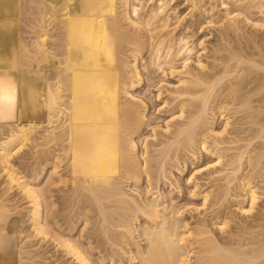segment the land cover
<instances>
[{"label":"bare ground","instance_id":"bare-ground-1","mask_svg":"<svg viewBox=\"0 0 264 264\" xmlns=\"http://www.w3.org/2000/svg\"><path fill=\"white\" fill-rule=\"evenodd\" d=\"M189 1L192 2L190 7L195 8L192 11L210 14V20H207L210 26L212 22L228 25L222 38L230 31L241 32V24L245 22L254 29L264 27V0H221L224 13L218 22L214 20L217 5L212 6L209 1V8L204 0ZM148 3L154 4L147 7ZM169 3L167 0H0V174L3 175L0 264H51L46 260L48 257L36 259L39 257L34 252L36 245L32 249L31 244L28 247L24 244L28 237L18 227V217L12 215L17 208V205L13 208L15 204L12 205L13 199L9 198L14 188L27 200L32 235L43 241L51 240L76 264H105L106 258L111 264H264V213L250 215L249 212L247 219L241 222L237 221L241 218L236 220L237 213L234 214L236 218H232L227 211L229 218L223 208L218 211L222 205L226 207L234 202L231 195V201L226 199L228 204L224 198L232 190L230 184L234 181H240L244 195L250 200L249 211L258 200L254 189L258 186L254 185L252 175L254 171H257L255 174L264 172L263 52H258L260 58L257 56L259 59L256 60L233 51L228 52L230 55H219L214 47L213 52L217 51L218 55L211 57L218 63H205L198 52L194 64L192 53L197 46L194 47L195 41L191 43L192 37L187 31L193 26L189 23L191 27L187 24L176 30L181 19L172 15ZM230 3L237 8L233 9ZM245 11L253 12L257 18H250ZM175 18L177 22H174ZM27 31L32 34V42L24 35ZM148 52V61L144 62L143 55ZM178 57L181 65L176 68L174 61ZM231 62L234 65L246 63V69L242 71L246 74L255 72V67H260L261 72L256 70L258 75L252 74V81H249L250 75H239V66L235 67ZM167 64L171 66V74L178 71L175 74H179L180 83L171 88L172 92L164 102L172 104L173 110L178 109L180 120H176L174 128L168 126L165 129L168 134L163 133L165 135L160 138L163 140L156 137L159 142L157 140L155 145L163 147L161 153L142 158L138 144L150 116L148 118L145 99L133 91L145 81L148 88L153 86L156 75L152 77L151 72L165 73ZM234 67L238 72L233 70ZM245 78L252 84L247 92L244 91L245 84L249 83ZM220 84L222 86L217 88ZM254 91H259L258 96L262 93L261 96L253 95ZM215 94L220 96L215 97ZM157 97L160 98V92ZM220 100L227 101V105ZM233 101L234 106L237 105L233 106L235 114H244L240 117L244 121L230 120L229 117L235 115L231 108L229 114L232 115L228 114L227 122L215 126L218 114L225 117ZM221 103L223 105L219 107ZM187 107L190 109L185 114ZM9 120L12 125L7 126L5 123ZM227 132L233 133L232 136L221 137L223 141L218 142V137ZM247 133V138L241 136ZM209 137L215 143L211 144L216 145L213 149L207 145ZM241 141L246 142L239 144ZM253 141L259 142V146H254L255 153L253 150L254 154L248 156L253 172L246 174L242 162L246 159L245 154L251 152L248 148L252 147ZM226 142L244 148L236 156L229 157L232 161L226 158L230 168L224 164L227 168L216 172L220 175L216 174L215 180L224 181L216 182L213 192H219L217 188L223 189H220L221 199L224 198L226 203L217 202L220 207L216 206L218 210L213 211L215 215L212 214L211 219L201 216L193 227H189L182 216L183 209L174 198H169L170 193L162 192L161 184L159 186L162 178L167 177L166 165L173 158H180L181 155L175 153L178 150L187 149L197 154L206 148L216 154L213 151L218 150L217 146ZM173 149L175 154L172 156ZM28 150L36 151L30 169L33 174L28 170L31 176L23 174L15 162L17 158L25 159ZM239 171L245 174L239 175ZM132 185L136 195H133L134 190L128 191L131 188L128 186ZM59 190L65 193L62 203L73 216L70 217H76L78 222L83 220L86 226L93 225L98 232L101 238L96 244L98 247H93L90 242L85 246L78 240L81 238H75L79 236L72 235L76 228V222H71L73 219L66 229L58 225L59 220L54 215L58 206L54 192ZM215 193L203 196L207 200ZM239 195L236 200L242 198ZM238 205V210L246 215L248 210ZM209 206L212 207L210 203ZM258 221L262 222V232L247 237L259 226ZM214 229L219 230L218 236ZM30 239L27 240L30 242ZM101 247H105V254L102 253L104 255L101 254L98 261L94 260L93 251Z\"/></svg>","mask_w":264,"mask_h":264},{"label":"rangeland","instance_id":"rangeland-1","mask_svg":"<svg viewBox=\"0 0 264 264\" xmlns=\"http://www.w3.org/2000/svg\"><path fill=\"white\" fill-rule=\"evenodd\" d=\"M149 2H150V0H148ZM168 2H170L169 3V6H168V9H170V10H173V11H171V13H172V15L173 16H180L179 18H178V20L179 19H181V21H179V23L180 24H178L177 26H178V29L176 28V30H181V29H183L184 27H186L187 26V24H188V26L191 24V26H193V27H191V26H189V27H191V30H187L188 31V34L190 35V37H192V38H190V40H192L191 41V43H193V41H195V44H194V47H196V49L194 48V53H192V57L194 58V59H192V57H191V59H192V62L194 63L195 62V60L197 59L196 58V55L198 56V52L200 53V55H201V60L202 61H204L205 63L207 62V63H212L213 61H216V62H213V63H218L217 62V60L216 59H212L214 56L213 55H218V54H216L217 53V51H216V53L215 52H213V51H215V50H218V53H219V55L221 54V55H230V53H228V52H230V51H233L234 52V54H241V55H250V56H247V57H251V58H255L256 60L257 59H259L260 57L258 56V55H260L259 53H260V51L261 52H263V55H264V27H263V29L262 28H260L259 27V29H258V27L257 28H255L254 29V27H252V25H250L249 23H247V22H245V23H242L241 24V26L242 27H240V30H241V32H232V31H230V35L228 34V36H226V38H222L221 36L223 35L222 33H226V31L228 30V25L226 26H224V24H220V23H216V24H213V23H215V22H212L211 24V26L209 25V23L207 22V20L209 21L210 19V14L209 13H207L206 14V12H205V14H204V12L202 13L201 11H199V10H196V11H192V9H194L195 10V8H191L190 6H192V2L191 1H189V0H167ZM211 3H210V2ZM214 1V2H213ZM154 2H155V0H154ZM207 3V7H209V3L212 5V6H216L217 5V7H215V10H216V15L214 16V20L216 21V22H218V20H221V16L223 15V13H224V10H223V8H222V6L220 5L221 4V0H204L203 1V3ZM213 2V3H212ZM154 3H148V5H147V7L148 6H152ZM213 4H215V5H213ZM231 4V3H230ZM231 7H232V4L230 5ZM210 8V7H209ZM220 8V9H219ZM222 8V9H221ZM233 8V7H232ZM234 8L236 9L237 7L236 6H234ZM233 8V9H234ZM176 9V10H175ZM252 11H254V9L252 10ZM251 11V12H252ZM218 12V13H217ZM223 12V13H222ZM250 12L248 11V12H244V14H246V15H248L249 17L251 16H254L252 13H250ZM203 16H202V15ZM252 14V15H251ZM219 16V17H218ZM256 16H259V14L257 15L256 14ZM264 16V15H263ZM182 17H183V19H182ZM208 17V18H207ZM250 17V18H251ZM255 17V16H254ZM254 17H252V18H254ZM217 18V19H216ZM255 18H257V17H255ZM176 18L174 19V22H177L178 21ZM206 20V21H205ZM202 21H204V22H202ZM182 22V23H181ZM190 23V24H189ZM200 23V24H199ZM205 23V24H204ZM199 24V25H198ZM205 25V27H203L204 25ZM209 26H208V25ZM186 25V26H185ZM207 25V26H206ZM249 26V27H248ZM188 27V28H189ZM201 27H203V28H201ZM227 28V29H226ZM193 29V30H192ZM223 29V30H222ZM239 30V31H240ZM247 30V31H246ZM254 33V34H253ZM237 34V35H236ZM241 34V35H240ZM244 34V35H243ZM25 37L27 38V41H29V42H32L33 41V39H32V34H29L28 33V31H27V33L25 32ZM219 35V36H218ZM240 37V38H239ZM230 38V39H229ZM234 38V39H233ZM245 38V39H244ZM221 39V40H220ZM254 39V40H253ZM263 39V40H262ZM203 40H205V42L204 43H202L203 42ZM220 40V41H219ZM199 42H201V44L199 43ZM220 42V43H219ZM198 44H200V45H198ZM227 44V45H226ZM240 45V46H239ZM206 46V47H205ZM224 46H226V47H224ZM246 46V47H245ZM207 49V50H203V49H205V48ZM217 48V49H215V50H213V48ZM220 47V48H219ZM241 47V48H240ZM255 47V48H254ZM229 48V49H228ZM232 48V49H231ZM251 48V49H250ZM210 49H212V51L210 50ZM211 51L212 53H209V51ZM220 50V51H219ZM203 51H205V52H207V56L206 55H204V54H206L205 52H203ZM197 52V53H196ZM236 52V53H235ZM259 52V53H258ZM204 53V54H203ZM210 55H209V54ZM225 53V54H224ZM256 53V54H255ZM212 54V55H211ZM233 54V53H232ZM199 55V56H200ZM209 55V56H208ZM256 55V57H253V56H255ZM262 55V54H261ZM144 56V57H143ZM142 57L145 59L144 60V62H147L148 61V57H149V52L148 53H146L145 55H143ZM148 56V57H147ZM211 56H213V57H211ZM209 57V58H208ZM179 58V57H178ZM178 58H176V60L174 61V67H176V68H178V66L180 67V65H181V60H180V58L178 59ZM207 60V61H206ZM212 61V62H211ZM192 63V64H193ZM234 63H236V61L234 62ZM195 64V63H194ZM231 64H233L232 62H231ZM234 65V64H233ZM232 65V66H233ZM245 65L247 66V64L245 63H243L242 65H240V64H235L234 66L235 67H237V66H239V70L236 68L235 69V67H234V71L235 70H238V71H240L239 72V75H240V73H245V72H242V71H245V69H246V67H245ZM245 68H244V67ZM171 68V66L169 65L168 66V64L167 65H165V73L163 72H157V71H155V74H154V70H153V72H151V73H153V76L152 77H154L155 75V77H154V84H153V86H151L150 88H148V86H147V81H145V83H143V85H141V87H137V89H135V91H133L134 92V94L135 95H137L138 97H141V99L142 100H144L146 103H147V106H148V108H146L147 106L145 105L146 103H144V105H145V109H147V113H148V118H149V116H150V118H149V125H147V127H145L144 128V131H143V134H142V136H141V142H139V144H138V150L140 151V153H141V156L143 155L144 157H142V158H146V157H148V156H152V155H159V153H161L160 151L162 150V145L161 146H156L155 144L157 143V140L159 139L160 140V138H162L165 134H163V133H167V131L165 130V129H167V127L169 126V127H171L172 126V128H174L175 126L174 125H176L177 123H176V120H180V113H179V111H178V109H175L174 108V110H173V108H171V107H173V105L171 104V105H168V103H166L165 104V102H164V100L166 101V98L168 99V97L170 96V93L172 92L171 90L173 89V87H178L179 86V80H180V76H179V74H175V71L176 70H174V73H172L171 74V72H170V68ZM173 67V68H174ZM243 67V68H242ZM233 68V67H232ZM240 68L242 69V70H240ZM260 67H255L254 68V71L255 72H253V73H251V74H248L249 72H247V74L245 73V75L247 76V75H250V76H248V77H250V79H249V81H252L251 79L253 78V76H252V74H257L258 75V73H257V71L256 70H258ZM152 69H154V68H152ZM181 69V68H180ZM179 69V70H180ZM244 69V70H243ZM142 70H143V68H142ZM178 70V69H177ZM247 70H248V68H247ZM169 71V72H168ZM233 71V72H234ZM238 71H235V72H238ZM249 71V70H248ZM259 72H261V70L259 69L258 70ZM143 72H147V71H145V70H143ZM178 71H176V73H177ZM234 72V73H235ZM233 73V74H234ZM166 76H165V75ZM238 74V73H237ZM164 75V76H163ZM245 75H243V77L245 76ZM245 76V77H246ZM144 77L146 78V75H144ZM162 77V78H161ZM165 77V78H164ZM248 77H246V78H248ZM252 77V78H251ZM156 78H158V79H156ZM245 78V80L247 81L248 79H246ZM161 79V80H160ZM164 80V81H163ZM158 81H162L161 83L160 82H158ZM249 81H247L248 83H249V85L248 84H245V85H247L243 90L245 91V92H247L248 91V87L250 88V87H252V84H251V82H249ZM251 84V85H250ZM155 85V86H154ZM158 85V86H157ZM222 85L220 84L219 86H217V88H219V87H221ZM152 88V89H151ZM166 88V89H165ZM172 88V89H171ZM251 89V88H250ZM247 90V91H246ZM166 91V92H165ZM150 92V93H149ZM159 92H160V98H158L157 97V95L159 94ZM161 92H163V93H161ZM170 92V93H169ZM257 92H259V91H257ZM257 92L256 91H254L253 92V95H256V97H259V96H261V94L262 93H260V95L258 96V94H257ZM263 92H264V90H263ZM156 93V94H155ZM252 93V92H251ZM217 94H220L221 95V92H219L218 91V93ZM217 94H215L214 96L215 97H218V96H220V95H218L217 96ZM148 97H151V98H148ZM213 97V96H212ZM224 99V98H223ZM227 99V98H226ZM220 101H224L225 103H224V105H227V101H228V99H227V101H225V100H220ZM216 103H219L218 101H215ZM214 102V103H215ZM235 101H233V102H230V106H232V107H229V109H230V111H226V113H225V117H222L221 115H219L218 114V118H217V120H215L216 122H215V126H222V124H224L225 122H227V118H228V116L229 115H232V114H229V113H231L232 111L234 112L233 113V115L235 114V108L233 109V106L235 105V103H234ZM232 103V104H231ZM220 105H221V107H222V105H223V103H221V104H219V107H220ZM228 105V106H229ZM237 106V105H236ZM236 106H234V107H236ZM231 108H232V111H231ZM187 109H190V107L188 108H186V113L185 114H188V110ZM228 109V110H229ZM180 114V115H179ZM229 114V115H228ZM238 114H241V115H238ZM235 116H236V118H235ZM153 117V118H152ZM239 117V118H238ZM240 117L242 118V117H244V114H242V113H236L235 115H234V118H232V116H230L229 117V119L231 118L232 119V121L235 119L236 121H241L242 119H240ZM152 118V119H151ZM175 118V119H174ZM230 119V120H231ZM169 120V121H168ZM171 120V121H170ZM174 122H173V121ZM226 120V121H225ZM244 120H242V122H243ZM171 122V123H170ZM12 123V120H9L7 123H5L7 126H9V125H12L11 124ZM170 123V124H169ZM176 123V124H175ZM219 124V125H218ZM221 124V125H220ZM4 125V124H3ZM153 125V126H152ZM231 127V126H230ZM245 127H247V125L245 126ZM153 129H154V131H153ZM222 129V127L220 128V130ZM231 130V129H230ZM6 131H7V129H6ZM6 131H4L5 133H6V135H7V132ZM160 131V132H159ZM232 132H233V130H231ZM155 132V133H154ZM228 133V134H227ZM227 133H223V134H221L218 138L220 139H216L218 142L219 141H223V138H228L229 136H232V134L233 133H230L229 134V132H227ZM168 134V133H167ZM166 134V135H167ZM227 134V135H226ZM6 135H4L3 137H5ZM154 135V136H153ZM163 135V136H162ZM158 136V137H157ZM225 136V137H224ZM226 136H228V137H226ZM241 136H245V137H243V138H247L246 136H248V133L246 134V135H243V134H241ZM158 139H157V138ZM221 137H223V138H221ZM145 138V139H144ZM147 138V139H146ZM164 139H165V137H164ZM159 140H158V142H159ZM161 140H163V139H161ZM160 140V141H161ZM213 140H215V138H213ZM144 141H145V143H144ZM216 141V142H217ZM211 142H212V138L211 137H209L208 138V142H207V145L209 144V146L211 147V148H209V146H208V148L209 149H213V148H215L216 147V145L215 146H213L212 144H211ZM217 142V143H218ZM241 142H243V143H241ZM239 144H244L246 141H241ZM213 143V142H212ZM216 143V144H217ZM258 143L259 142H256V141H253V144H251L250 146H252V147H250V148H248L249 150L250 149H252V150H250L251 152H249V153H247V154H245V156H244V158H246V159H243V166L245 167H242V169L244 168V170L245 171H243V172H245L246 174H249V172L251 173V172H253V170H251V168L249 167V162H248V160H249V157H250V153L252 154L253 152L255 153V151L256 150H254L253 148H255V147H258L259 145H258ZM211 144V145H210ZM213 144H215V143H213ZM226 146H225V145ZM238 144V145H239ZM222 144H220L219 146L221 147H219V146H217V148H218V150L219 149H221L220 151H218L217 149L215 150V151H213V153H216V154H212V150H205V149H201V150H203V151H201L200 150V152H197V154H195V153H193L192 151H190V150H187V149H182V150H178V153H177V151L175 152L177 155H181L180 156V158L179 159H176V157H175V159L173 158V161H171L172 159H169V161H171V162H169V164L167 163V165H166V173H167V177L166 178H162V180H161V182L159 183V186H160V184H161V186H160V188L162 189V192L163 191H165V192H168V193H170V195H169V198H174V201L176 202V204H178L181 208V210L183 209V214H182V216H183V218L186 220V221H188V223H189V227H193L196 223H195V221L197 222L198 220H199V218L201 219V216H202V218H203V216H205L206 215V217L207 218H209V219H211V215L213 214V215H215V213H213V211H217L218 210V206L220 207V203H226L225 201H227V200H230V198H231V196H233L231 199L232 200H234V202H235V204H234V202L233 201H231L230 203H232V205L229 203L228 204V202L229 201H227V204H228V206L230 205V206H232V207H228L227 205H226V207L227 208H229V209H232V212H231V210L229 211V209H227L226 207H224L225 205H222L221 206V208H219V210L218 211H221L220 209H222L225 213L228 211L229 212V214H232L231 215V217L233 218L234 217V214H236L237 213V218H236V216L234 217V218H236V220L237 219H239V218H241L240 220H237V221H241V222H243V219L245 220V219H247L246 217L250 214V215H252V214H258V213H264V175L262 176V174L261 173H263L264 174V172H259L258 174H255L257 171H254L253 172V175H255V176H253L252 175V181H253V183H254V185L255 186H258V187H254V189L255 190H257V193H258V200L256 201L257 203H254L255 205H253L254 206V208H253V210H251V211H249V209L250 208H248V206H250V200L249 199H247V197L244 195V190H243V187H240V181L238 182V181H234L232 184H230L231 186L233 185V187H231L230 189H232V190H229L230 192H227V195H225V201H224V198L223 199H221L222 198V196H221V192H220V189L221 188H217V190H219V192L218 191H216V193L215 192H213V191H215V190H213V188H215L216 186H217V183H218V181H219V183L221 184L222 182H220V181H224V180H218V181H216L217 179V176L218 175H220L219 173H216L218 170H222L223 168H225L227 165H228V163H230V162H228L227 163V160L229 159V157H231V156H233V155H237L239 152H240V150L241 151H244V148L242 149H239L238 147L240 146H238V147H234V146H237V144H234L233 146H232V144L230 145V143L229 142H226V143H223V145L221 146ZM228 145H230V146H232V147H228ZM257 145V146H256ZM255 146V147H254ZM159 147H161V149L159 148ZM229 149L228 150V152H227V150L226 149ZM231 148H235L234 150H231ZM148 151H147V150ZM158 151H157V150ZM223 149V150H222ZM155 150V151H154ZM224 150H226V152H224ZM235 150H237V152L235 153L234 151ZM254 150V151H253ZM33 151V152H32ZM142 151H144V152H142ZM157 151V152H156ZM172 151H175L174 149L173 150H171V152ZM184 151H185V153H184ZM188 151V152H187ZM253 151V152H252ZM33 154H32V153ZM35 152L36 151H34V150H28V152H26V154H25V159H23V158H17V159H15V162H16V166L20 169V171L21 172H24L23 174H27L26 176H31V174L29 173V171L28 170H30L31 169V167L33 166V162H34V156L36 157V154H35ZM170 152V153H171ZM219 152V153H218ZM143 153V154H142ZM173 153L174 152H172V156H173ZM174 153V154H175ZM227 153V154H226ZM232 153H234V154H232ZM253 153V154H254ZM35 154V155H34ZM199 154V155H198ZM32 155H34V156H32ZM145 155H147L146 157H145ZM195 155V156H194ZM219 155V156H218ZM220 155H222V156H220ZM227 155V156H226ZM28 156V157H27ZM30 156V157H29ZM31 156H32V158H31ZM150 156V157H151ZM234 156V157H235ZM249 156V157H248ZM219 157V158H218ZM222 157V158H221ZM234 157H232V159H234ZM226 158H228V159H226ZM29 159V160H28ZM226 159V160H225ZM186 162H185V161ZM222 161V162H218V161ZM229 160H231V159H229ZM228 160V161H229ZM232 161V160H231ZM28 162H31V163H28ZM224 162V163H223ZM19 163V164H18ZM22 163V164H21ZM187 163V164H186ZM248 163V164H247ZM31 166H30V165ZM226 166H225V165ZM28 165V166H27ZM223 165H224V167H223ZM246 165H247V167H246ZM28 167V168H27ZM168 167V168H167ZM184 167V168H183ZM228 168H230V165L229 166H227ZM226 167V168H227ZM248 168V169H247ZM150 169H152L151 167H150ZM178 169V170H177ZM180 169V170H179ZM250 169V170H249ZM32 170V169H31ZM31 170H30V172H31ZM26 171V172H25ZM213 171H215V173L213 172ZM261 171V170H260ZM264 171V170H263ZM224 172H227V170L225 169V171ZM223 172V173H224ZM242 171H241V173L242 174H245V173H243ZM32 174H33V172H31ZM240 173V171H239V175L241 174ZM211 174H212V176H211ZM216 174H218V175H216ZM259 174H261L260 176H259ZM216 175V176H215ZM259 176V178H257ZM1 177H2V179H1ZM213 177V178H212ZM257 178V179H255V178ZM261 177V178H260ZM191 178V179H190ZM243 178V177H242ZM216 179V180H215ZM239 180V179H238ZM247 180H244V182H246ZM256 182V184H255V182ZM263 181V182H262ZM3 175H2V173L0 174V189L2 190L3 188L1 187L2 185H3ZM217 182V183H216ZM237 182V183H236ZM1 183H2V185H1ZM166 183V184H165ZM171 183V184H170ZM224 183V182H223ZM235 183V184H234ZM239 183V184H238ZM177 184V185H176ZM197 184V185H196ZM224 184H226V181H225V183ZM237 184V186H235ZM260 184V185H259ZM171 185V186H170ZM179 185V186H178ZM196 185V186H195ZM253 185V184H252ZM134 185H132V186H128V188H130V189H128V191L129 190H131V192H129V193H132V191L134 190V192H133V195L135 194L136 195V190L135 189H133V188H135V187H133ZM174 186V187H173ZM200 186V187H199ZM61 187V186H60ZM164 188V189H163ZM16 188H14V190H13V192H11L10 193V196H9V198L10 199H13V203H11L12 205L13 204H15V205H13V208H16L15 209V211H12V212H14L15 213V215H14V213L12 214L14 217H18L17 219L19 220V223H18V227L21 229V231H23V233L22 234H25L28 238L27 239H30V242L26 239V243H24L25 244V246H29V244H31L30 245V247L32 248V249H34V247H35V245H36V247L37 248H35L34 250H36V251H34L35 252V254H39V257H37L36 259H43V258H47L46 260L47 261H49V262H51V264H76V262L73 260V258H71V257H69L68 255H65V253L60 249V248H58L57 246H56V244L54 243V242H52L51 240H44L43 241V239L42 240H40L41 238H39L38 236L36 237L35 235L33 236L32 235V233H34L33 232V230L31 229V227L32 226H29V225H31L30 224V222H29V216H28V203H27V200L26 199H24V197H23V195L19 192V191H17V190H15ZM235 189V191L234 192H232L233 190ZM239 189H242V192H240L239 191V193H238V190ZM210 190H212L211 192H209ZM223 189H221V191H222ZM206 191H208V192H206ZM259 191V192H258ZM1 192V191H0ZM209 193L210 195H211V193L213 194V193H215V196H209L208 198H207V200H209V201H211V202H207V200H205V197L203 196V194H205V193ZM217 192H218V194H217ZM57 196H55V200H56V203H57V207H56V212H54V215H55V217H56V219H58L57 221L59 222L58 223V225L60 226V227H62L61 229H66V228H68V227H70L69 226V223H71V222H76V228L73 230V232H72V235L75 237L76 235L77 236H79V237H75L76 239H78V238H81V239H78L81 243H83L85 246H87L88 244L87 243H92V246L94 247H98L97 245H98V242L100 241V239L101 238H99L100 236H99V234H98V232H96L95 231V229L94 228H92L93 227V225L90 227L89 225H87L86 226V224H85V222L83 221V220H80L79 222L77 221V219H76V217H74V218H71V217H73L71 214H70V212L68 211V210H65V208L63 207V203L65 202V201H63V199H65L64 197H65V193L63 192V191H56V192H54ZM171 193H172V195H171ZM228 193H229V196H228ZM21 194V195H20ZM235 194V195H234ZM240 194V195H239ZM242 194V195H241ZM216 195H217V197H216ZM231 195V196H230ZM238 195L239 196H242V198L241 197H239V198H241V199H237L236 200V198L238 197ZM262 195H263V197H262ZM64 196V197H63ZM219 196H221V197H219ZM229 198H227V197ZM237 196V197H236ZM261 196V197H260ZM204 197V198H203ZM216 197V198H215ZM219 197V198H218ZM219 199V200H216V199ZM245 198V199H244ZM61 199V200H60ZM211 199V200H210ZM227 199V200H226ZM205 200V205L203 204V201ZM221 200H223V201H221ZM241 200V201H240ZM244 200V201H243ZM216 201V202H215ZM220 201V203H217V202H219ZM240 201V202H239ZM63 202V203H62ZM215 203V204H218V205H215V204H213V203ZM250 202V203H249ZM263 202V203H262ZM209 203H210V205L212 206V207H210L209 206ZM212 203V204H211ZM244 203V204H243ZM62 204V205H61ZM238 204H240V205H242L244 208H245V210H248V212H247V214L246 215H242L243 213H241L239 210H238ZM17 205V206H16ZM185 205V206H184ZM213 205H215V206H213ZM235 207H234V206ZM245 205V206H244ZM16 206V207H15ZM211 208H209V207ZM217 206V207H216ZM25 207H27V208H25ZM213 207H216V209H213ZM21 208V209H20ZM23 208V209H22ZM195 208V209H194ZM197 208V209H196ZM208 208V210H206ZM224 208H225V210H224ZM247 208V209H246ZM61 209V210H60ZM199 209V210H198ZM205 209V210H204ZM209 209L211 210L210 212H211V214H210V212H209ZM14 210V209H13ZM194 210V211H193ZM196 210H198V211H196ZM236 210V211H235ZM66 211V212H65ZM16 212H18L17 214H19V215H17L16 214ZM227 212V213H228ZM250 212V213H249ZM254 212H258V213H254ZM24 213V214H23ZM202 213V214H201ZM226 213V216H228L229 218H230V216H229V214H227ZM249 213V214H248ZM252 213V214H251ZM66 214V215H65ZM68 214H69V216H68ZM199 214V215H198ZM210 214V215H209ZM26 215H27V217H26ZM70 215H71V217H70ZM209 215V216H208ZM239 215V216H238ZM241 215V216H240ZM63 216H65V217H63ZM197 216V217H196ZM244 216V217H243ZM192 217V218H191ZM70 218V219H69ZM190 218V219H189ZM73 219V221H71V222H69L70 220H72ZM67 220V221H66ZM75 220V221H74ZM241 222L239 223V224H241ZM259 223V224H258ZM261 223L262 222H260V221H258V222H256V224H258L259 226H257V228H259V229H257V228H254L253 229V233L252 234H250V235H246L247 237H250L251 235H255L256 233H260V232H262L260 229H263V227L261 228ZM68 224V225H67ZM22 225V226H21ZM233 226H235L234 224H232ZM22 228H21V227ZM24 226V227H23ZM27 226V227H26ZM86 227V228H85ZM27 228V229H26ZM23 229V230H22ZM25 229V230H24ZM92 229V230H91ZM29 230H31V231H29ZM83 231V232H82ZM219 230L218 229H214V232H215V234L218 236L219 235V233L220 232H218ZM216 232H218V233H216ZM255 232V233H254ZM85 233V234H84ZM95 233H97V234H95ZM25 235H23V236H25ZM90 235V236H89ZM96 235V236H95ZM25 236V237H26ZM33 238H32V237ZM91 236H93L94 237V240H93V238L91 237ZM36 237V238H35ZM92 239H91V238ZM96 237V238H95ZM87 238V239H86ZM37 239V240H36ZM96 239H98L97 241H96ZM36 240V241H35ZM42 241V242H40V241ZM91 240V241H90ZM29 243H28V242ZM31 242H33V244L31 243ZM38 242V243H37ZM40 242V243H39ZM50 242V243H49ZM96 242V243H95ZM40 244V245H39ZM41 244H43V245H41ZM45 244H47V245H45ZM94 244V245H93ZM97 244V245H96ZM27 246V247H28ZM34 246V247H33ZM55 247V248H54ZM58 249H59V251H58ZM102 249V250H101ZM99 250V251H98ZM103 250H105L106 251V249H105V247L104 248H99V249H97V250H94L93 251V258H94V260H99V257L101 256V254L102 253H104L103 252ZM51 251V252H50ZM52 251H53V253H52ZM96 252V253H95ZM40 253H42V255L40 254ZM62 254V255H61ZM105 254V253H104ZM104 254H102V255H104ZM48 255V256H47ZM194 255V254H193ZM66 256V257H65ZM41 257V258H40ZM50 257V258H49ZM106 263L105 264H111V263H109V259L108 258H106ZM58 261V262H57ZM34 264V263H33ZM35 264H37V263H35ZM114 264H116V263H114ZM124 264V263H123Z\"/></svg>","mask_w":264,"mask_h":264}]
</instances>
